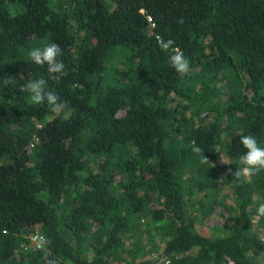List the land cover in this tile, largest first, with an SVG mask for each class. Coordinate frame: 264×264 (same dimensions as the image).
<instances>
[{
	"label": "trees",
	"instance_id": "1",
	"mask_svg": "<svg viewBox=\"0 0 264 264\" xmlns=\"http://www.w3.org/2000/svg\"><path fill=\"white\" fill-rule=\"evenodd\" d=\"M50 42L55 79L29 56ZM249 134L264 147V0H0V264H259L264 171L229 174Z\"/></svg>",
	"mask_w": 264,
	"mask_h": 264
},
{
	"label": "clouds",
	"instance_id": "2",
	"mask_svg": "<svg viewBox=\"0 0 264 264\" xmlns=\"http://www.w3.org/2000/svg\"><path fill=\"white\" fill-rule=\"evenodd\" d=\"M158 45L162 51L167 52L174 44L172 39L167 41L162 38H157ZM62 55V49L55 42H50L42 47L32 48L29 52L30 59L37 65H47V72L51 78L55 79V74H65V65L58 59ZM171 66L178 74H187L190 68L189 59L178 48L173 49V53L169 56ZM25 90L30 94L31 102L34 104H47L55 114H60L66 103L61 102L59 96L46 90V81L43 78L27 80L23 84ZM240 144L246 150L244 154L239 157L241 167L233 173L229 169V174L233 177L240 179H249L253 175L264 171V147H261L257 139L253 135H241ZM193 151L201 153L202 149L194 146ZM202 163H208L209 159L203 155ZM257 215L264 216V202L260 203L256 209Z\"/></svg>",
	"mask_w": 264,
	"mask_h": 264
},
{
	"label": "rangeland",
	"instance_id": "3",
	"mask_svg": "<svg viewBox=\"0 0 264 264\" xmlns=\"http://www.w3.org/2000/svg\"><path fill=\"white\" fill-rule=\"evenodd\" d=\"M250 179V178H249ZM247 179V180H249ZM202 195V194H201ZM231 198L230 199H226L227 204H230ZM220 210L223 211V207H216V211L214 212H210V214L208 215L207 218H205L204 220L202 215L199 217V221L200 222V227L203 231H208V229L211 231L213 230V228H215L218 225H222L224 226L226 224V221L223 220V218L225 216L228 215V212H226L225 215H223V212L221 214ZM259 218L254 219V223L257 224ZM36 230V229H35ZM34 231L33 233H29V234H23V237L20 238L22 241H33V242H37V235ZM24 247V249L26 250V248L29 247V242H23L22 243V248ZM148 249V248H147ZM257 263L259 264H264V256H261L259 258H256Z\"/></svg>",
	"mask_w": 264,
	"mask_h": 264
}]
</instances>
